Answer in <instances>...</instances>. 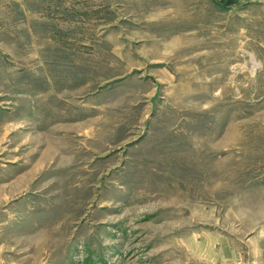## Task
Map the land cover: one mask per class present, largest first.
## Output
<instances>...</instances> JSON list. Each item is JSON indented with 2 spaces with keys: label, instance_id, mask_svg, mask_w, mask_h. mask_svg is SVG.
I'll use <instances>...</instances> for the list:
<instances>
[{
  "label": "rangeland",
  "instance_id": "obj_1",
  "mask_svg": "<svg viewBox=\"0 0 264 264\" xmlns=\"http://www.w3.org/2000/svg\"><path fill=\"white\" fill-rule=\"evenodd\" d=\"M0 264H264V0H0Z\"/></svg>",
  "mask_w": 264,
  "mask_h": 264
},
{
  "label": "crops",
  "instance_id": "obj_2",
  "mask_svg": "<svg viewBox=\"0 0 264 264\" xmlns=\"http://www.w3.org/2000/svg\"><path fill=\"white\" fill-rule=\"evenodd\" d=\"M261 66L263 67V64L261 63Z\"/></svg>",
  "mask_w": 264,
  "mask_h": 264
}]
</instances>
